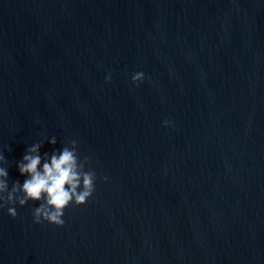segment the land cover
Instances as JSON below:
<instances>
[{
    "label": "water",
    "instance_id": "1",
    "mask_svg": "<svg viewBox=\"0 0 264 264\" xmlns=\"http://www.w3.org/2000/svg\"><path fill=\"white\" fill-rule=\"evenodd\" d=\"M51 136L95 193L0 211V264H264V0H0L9 188Z\"/></svg>",
    "mask_w": 264,
    "mask_h": 264
},
{
    "label": "clouds",
    "instance_id": "2",
    "mask_svg": "<svg viewBox=\"0 0 264 264\" xmlns=\"http://www.w3.org/2000/svg\"><path fill=\"white\" fill-rule=\"evenodd\" d=\"M145 73L134 72L131 83L140 86L144 83ZM112 74L104 77V82L111 83ZM162 127H172V122L165 120ZM53 146V151L41 154L44 139L28 146L22 158L16 162L23 183L19 180L9 188V173L6 158L0 151V211L6 209L7 215L15 220L17 207L36 205L32 209L34 224H48L56 228L64 226V214L70 206L83 207L92 198L96 190V173L90 167V160L79 154L76 140H71L59 150L55 149L57 138H45ZM86 165L89 167L86 168ZM105 183L108 177H103Z\"/></svg>",
    "mask_w": 264,
    "mask_h": 264
}]
</instances>
